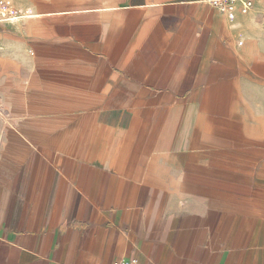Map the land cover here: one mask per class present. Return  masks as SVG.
Instances as JSON below:
<instances>
[{
  "label": "crops",
  "instance_id": "0c3cea01",
  "mask_svg": "<svg viewBox=\"0 0 264 264\" xmlns=\"http://www.w3.org/2000/svg\"><path fill=\"white\" fill-rule=\"evenodd\" d=\"M29 1L0 16V264H264V0Z\"/></svg>",
  "mask_w": 264,
  "mask_h": 264
},
{
  "label": "built area",
  "instance_id": "2783aa9c",
  "mask_svg": "<svg viewBox=\"0 0 264 264\" xmlns=\"http://www.w3.org/2000/svg\"><path fill=\"white\" fill-rule=\"evenodd\" d=\"M218 13L230 17L234 13L247 14L252 9V2L249 0H198ZM17 14L16 11L7 3L0 1V16L10 19ZM114 264H138L136 260H121Z\"/></svg>",
  "mask_w": 264,
  "mask_h": 264
},
{
  "label": "rangeland",
  "instance_id": "374dc122",
  "mask_svg": "<svg viewBox=\"0 0 264 264\" xmlns=\"http://www.w3.org/2000/svg\"><path fill=\"white\" fill-rule=\"evenodd\" d=\"M0 1H4L5 3L6 2H9L11 6H13V9L16 11V13H18V10L15 9V6L13 4V0H0ZM30 6L24 8V11H23V15L22 17H27L28 16V13H30L32 10H38V11H43V7L40 3H38L36 0H30ZM33 12V11H32ZM31 15V14H30ZM17 14H15V16H11L10 19H17ZM4 19H8V18H4Z\"/></svg>",
  "mask_w": 264,
  "mask_h": 264
},
{
  "label": "bare ground",
  "instance_id": "6f19581e",
  "mask_svg": "<svg viewBox=\"0 0 264 264\" xmlns=\"http://www.w3.org/2000/svg\"><path fill=\"white\" fill-rule=\"evenodd\" d=\"M15 16V15H14ZM23 21H26V19H24Z\"/></svg>",
  "mask_w": 264,
  "mask_h": 264
}]
</instances>
